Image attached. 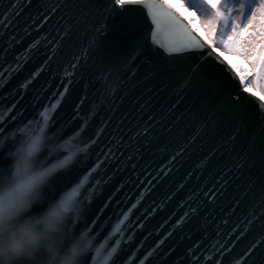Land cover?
Returning <instances> with one entry per match:
<instances>
[{"label": "snow or ice", "instance_id": "1", "mask_svg": "<svg viewBox=\"0 0 264 264\" xmlns=\"http://www.w3.org/2000/svg\"><path fill=\"white\" fill-rule=\"evenodd\" d=\"M182 8L192 13L191 18ZM26 9H33L44 20L61 9L68 10L73 13L69 31L80 26L85 38L90 29L102 34L107 25L100 20L109 17L120 18L124 28L134 33L130 44L118 45L104 59L107 70L101 77L102 86L96 89L101 102L114 103L112 98H118L128 81L136 78L133 68L141 58L154 76L171 86L177 98L186 90L211 95L228 82H238L227 106L206 109L214 115L205 116L199 130L195 114L190 119L173 111L158 128L155 117L149 116L137 135L176 146L171 162H184L181 180L194 162L203 161L211 171L226 158L250 177L251 194L246 192L243 199L234 201L235 219L222 221L225 230L216 229L206 239L201 233L202 243L173 253L164 264H174L178 255L184 257L183 264H264V0H180V7L174 0H69L59 6L43 0H26L25 4L11 0L0 13V37L19 43L12 33ZM136 10L144 17L146 31L132 16ZM39 43L14 55L11 62L7 46L0 57V89L14 76L21 79L0 101V264H158L165 240L155 247L146 246L153 233L144 221L151 223L159 206L134 222L133 210L139 212L140 200L118 216H109L110 203L101 199L104 185L112 180L104 177L107 155L98 154L99 139L107 126H94L97 112L95 107H87L89 97L77 95L68 100L69 88L62 82V90L52 93L55 99L26 115L23 101L28 89L40 84L57 58L55 51L41 55ZM64 43L70 56L64 71L70 84L87 53L73 52L79 43L75 34ZM225 53L243 57L250 67H237L224 59ZM33 61L34 66L29 67ZM253 89L259 91V97ZM242 94L256 98L254 111L243 105L247 97ZM65 104L68 115L60 120L58 112ZM168 107L175 109V102ZM181 139L184 142L178 143ZM170 172L161 170L159 175L164 183L172 182L166 197L179 204L191 184L177 188L179 181ZM197 188L199 185L191 189L190 202L183 206L189 211L182 207L177 220L195 219L199 209L193 204L200 198ZM168 214H172L171 208Z\"/></svg>", "mask_w": 264, "mask_h": 264}, {"label": "water", "instance_id": "2", "mask_svg": "<svg viewBox=\"0 0 264 264\" xmlns=\"http://www.w3.org/2000/svg\"><path fill=\"white\" fill-rule=\"evenodd\" d=\"M11 0H0V13L9 5ZM44 3L62 5L69 0H43ZM75 3L76 0H70ZM87 0H81L85 3ZM98 2V0H94ZM22 4L26 0H21ZM73 13L61 9L58 13L51 14L44 20L37 16L33 9H26L21 17L16 21L17 27L12 33L16 35L19 43H14L7 37H0V57L4 55L3 49L9 48L8 60L11 62L14 55L26 53L36 41H39L41 55L52 51L57 53V58L51 63V71L45 72L40 84L30 87L23 103L27 109L26 115H31L41 106L48 105L50 100L55 99L52 93L62 90V82L69 88L68 100L75 99L77 95L88 96V108H96V116L93 118L94 126L97 128L107 126L100 136L98 144V154L103 152L107 155L105 179L112 177L110 183L104 185L101 199L110 203L109 216L119 215L122 211L140 200L138 204L139 212H135V219H139L142 214L150 208L157 207V214L150 217L149 221H144L153 235L146 242L147 245L155 247L159 240H165L160 251L164 253L163 259L158 264H164L175 252H184L189 245L195 246L202 243L203 238H207L211 233L220 229L225 230L222 221L225 219H235L234 201L239 197L243 199L245 193L251 194L249 186V175L234 167L226 158L223 163L214 167L211 171L206 170L203 161L192 164V168L184 175V162L173 164L171 156L175 153L176 146H170L167 141L158 143L151 136L145 138L137 135L141 131L149 116L155 117L153 123L159 127V122L166 121L169 112L176 111L181 116L188 115L191 119L195 114L194 124L197 130L202 126L205 116L212 118L213 111H206L207 108L216 105L227 106L230 103L231 95L236 94L238 82H228L224 87L214 89L211 95H199L194 90H186L179 98L173 95L171 86L167 82H162L149 71V65L145 58H141L140 63L133 68L137 76L129 80L119 97H113L112 102H101L96 97V89L102 86L101 77L105 75L107 64L104 59L117 49L118 45L130 44L134 38V33L126 30L120 18L109 17L107 20H100V23L107 25L101 33L89 30V36L85 38L80 26H76L69 31ZM137 20L138 26L146 31L147 25L140 10L132 13ZM99 27V24H97ZM3 28L0 27V32ZM12 32V30H9ZM79 38V43L73 49L78 55H83L80 66L75 70L72 82L67 83L65 68H68L70 56L67 52V45L64 43L68 37ZM7 41V44H6ZM59 42V47H57ZM91 42V48L89 43ZM51 50V51H50ZM155 55V54H153ZM40 55L36 57L37 60ZM34 61L32 65L34 66ZM7 65H3L6 67ZM195 66L193 65V68ZM24 76L27 72L23 73ZM195 81V76L193 77ZM21 79L13 77L12 82L5 88L0 89V101L12 88L18 87ZM43 89V90H41ZM247 97L242 100L250 110H255L258 101L250 94H242ZM175 102L176 108L170 109L169 104ZM191 110V111H189ZM68 115V105L65 104L58 112L60 120H64ZM179 123V119L176 121ZM198 122V123H197ZM183 130H181L182 132ZM183 139L178 143H183ZM111 149V151H109ZM104 158L103 156L101 157ZM95 159V157H93ZM187 158H185L186 160ZM167 166V168L165 167ZM171 169L174 181L180 184L190 182L191 187L186 189L184 199L179 204L169 200L165 193L172 188V182L164 183L165 178L160 177L161 170ZM253 182L258 183V178H253ZM163 185V187H161ZM197 188L200 198L193 204L198 207L195 219H186L183 222L177 220L178 215H182V207L189 201L191 189ZM175 198V193H171ZM142 197V199H141ZM206 201V202H205ZM172 209V214H168V209ZM184 212H188L187 207H183ZM169 233H172L169 236ZM147 235V233H145ZM158 237V239H157ZM167 249V251H165ZM183 256H175L174 264H183Z\"/></svg>", "mask_w": 264, "mask_h": 264}, {"label": "rangeland", "instance_id": "3", "mask_svg": "<svg viewBox=\"0 0 264 264\" xmlns=\"http://www.w3.org/2000/svg\"><path fill=\"white\" fill-rule=\"evenodd\" d=\"M202 30L204 31L203 28ZM224 55L227 57V60H230L233 64L237 65V67H250V65L247 64V61H245L243 57L234 56L227 53H225ZM253 91H256V95H260L259 91H257L256 89H253Z\"/></svg>", "mask_w": 264, "mask_h": 264}, {"label": "bare ground", "instance_id": "4", "mask_svg": "<svg viewBox=\"0 0 264 264\" xmlns=\"http://www.w3.org/2000/svg\"><path fill=\"white\" fill-rule=\"evenodd\" d=\"M174 2L176 3L177 7H180V0H174ZM181 10L184 11L185 14L189 16V18H191L192 13L189 12L188 9H186V8H182ZM200 34H201V35H204V34H205L204 31L202 30V28L200 29ZM224 59L227 60V57H226L225 55H224ZM256 96L259 97L258 94H257Z\"/></svg>", "mask_w": 264, "mask_h": 264}, {"label": "clouds", "instance_id": "5", "mask_svg": "<svg viewBox=\"0 0 264 264\" xmlns=\"http://www.w3.org/2000/svg\"><path fill=\"white\" fill-rule=\"evenodd\" d=\"M13 243L14 244H18L19 243V240H14Z\"/></svg>", "mask_w": 264, "mask_h": 264}]
</instances>
